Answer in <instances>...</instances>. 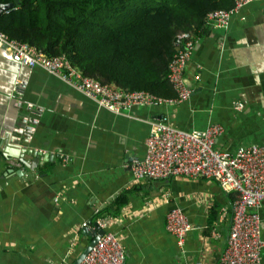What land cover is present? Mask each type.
I'll list each match as a JSON object with an SVG mask.
<instances>
[{"label": "crops", "instance_id": "obj_1", "mask_svg": "<svg viewBox=\"0 0 264 264\" xmlns=\"http://www.w3.org/2000/svg\"><path fill=\"white\" fill-rule=\"evenodd\" d=\"M196 33L184 71L189 97L121 112L39 66L16 63L0 47V264H72L93 238L83 223L97 216L109 218L124 264H219L233 193L212 179L132 173L151 125L164 115L184 130L220 124V150L264 147V0L242 5L223 28L206 22ZM14 146L27 150V161L31 151L51 158L32 169L5 155ZM174 207L191 226L182 245L165 228ZM259 214L264 239V203Z\"/></svg>", "mask_w": 264, "mask_h": 264}, {"label": "built area", "instance_id": "obj_2", "mask_svg": "<svg viewBox=\"0 0 264 264\" xmlns=\"http://www.w3.org/2000/svg\"><path fill=\"white\" fill-rule=\"evenodd\" d=\"M251 1L254 0H234L230 9L212 10L206 14V22L223 28L233 13ZM196 41L197 37H188L170 58L167 78L175 97L163 98L146 90L127 91L103 84L82 74L64 55L49 56L0 30V47L13 61L30 67L39 66L57 75L113 112H121L132 105L178 103L187 99L190 89L185 84L184 71ZM236 107L240 108L242 104L238 102ZM25 129L30 132L33 128L27 126ZM222 132L220 124H211L202 130H184L170 123L167 115L162 116L150 127L145 139V153L132 165L133 177L167 179L184 176L217 181L223 191L233 193L229 233L219 264H262L264 239L259 209L264 203V147L251 143L238 146L233 153L220 150L214 143ZM165 219L166 230L182 245L191 229L186 215L181 208L174 207L166 212ZM94 223L105 232L98 234L97 241L78 264H124L123 246L117 235L107 228L109 218L97 216ZM94 223L83 224L92 231Z\"/></svg>", "mask_w": 264, "mask_h": 264}, {"label": "trees", "instance_id": "obj_3", "mask_svg": "<svg viewBox=\"0 0 264 264\" xmlns=\"http://www.w3.org/2000/svg\"><path fill=\"white\" fill-rule=\"evenodd\" d=\"M18 1L0 14L9 37L64 55L103 84L163 98L175 97L167 73L176 49L197 37L208 12L234 6V0Z\"/></svg>", "mask_w": 264, "mask_h": 264}, {"label": "water", "instance_id": "obj_4", "mask_svg": "<svg viewBox=\"0 0 264 264\" xmlns=\"http://www.w3.org/2000/svg\"><path fill=\"white\" fill-rule=\"evenodd\" d=\"M18 2H19L18 0H13L8 3L0 2V14L8 9L13 8ZM24 132L26 135L29 134V132L26 131ZM14 148H18V151H15L16 149L6 147L4 149L5 155L7 157H16L20 162H22L28 167H31L32 169H35L36 165L40 162L41 159L45 161L51 158V155L41 154L39 151H31L30 153H32L34 156V158L32 159L33 161H27L24 157V154L27 152V150L21 146L20 147L14 146ZM94 226L95 228L92 231H88V233L93 236L92 240L88 243V245H86V247L81 251V253L78 255V257L75 259V261L72 264H78L82 260V258L86 255V253L91 249L94 243L97 241L98 234L101 235L105 232V229L100 228L97 225V223H94ZM83 230L86 231L87 228L83 227Z\"/></svg>", "mask_w": 264, "mask_h": 264}]
</instances>
